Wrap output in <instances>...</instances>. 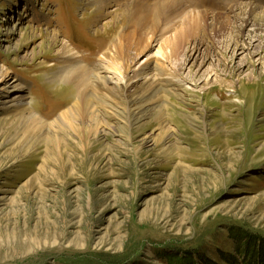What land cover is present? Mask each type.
<instances>
[{
	"label": "rangeland",
	"instance_id": "obj_1",
	"mask_svg": "<svg viewBox=\"0 0 264 264\" xmlns=\"http://www.w3.org/2000/svg\"><path fill=\"white\" fill-rule=\"evenodd\" d=\"M92 1L0 0V70L30 86L31 110H0V264H264V31L229 24L264 0H154L173 18L156 27L144 0ZM191 14L196 34L163 46ZM109 40L117 73L151 64L159 105L133 124L135 98H154L113 75L88 87L96 116L59 125L76 90L44 74L75 59L65 44L90 63Z\"/></svg>",
	"mask_w": 264,
	"mask_h": 264
},
{
	"label": "bare ground",
	"instance_id": "obj_2",
	"mask_svg": "<svg viewBox=\"0 0 264 264\" xmlns=\"http://www.w3.org/2000/svg\"><path fill=\"white\" fill-rule=\"evenodd\" d=\"M155 1L154 0H152V1L151 0H144L142 4L144 5L147 3L146 6L144 5V8H146V10L143 7H140V8L138 7L137 11L139 14L137 16H139L141 18L151 16V19L153 22L152 24L154 25V23L156 22L155 27L157 25L159 26V23L162 21L161 18H163L164 16H166L164 18H166V20H168V21L165 20L166 22H170V20H173L172 16L167 17V14H163L164 11L166 12V10L167 9L169 10V8L172 6L167 8V4H166V6H164V4H163V7L161 6V4L160 5L157 4L158 6L155 5L156 8L157 7H162V8L159 10L156 9V12H155V6L153 5V3ZM170 1H173V0H170ZM92 2L96 3L97 5H99V4L102 5L103 2H105V4H107L108 0H106V1L105 0H95ZM165 2H169V0H164V3ZM176 2H177V0L171 4H175ZM177 4H179V3H177ZM103 6H105V5L103 4L102 7ZM259 8L260 7L258 5H255L253 3H249L247 5H244V6L237 8L236 12L233 13V16H232L233 18H231L232 20L229 21V24L231 25L230 30L238 29V30H241L243 32L246 31V33L242 34L241 37L248 36V38H252V37H250L251 32L261 33L262 31H264V8H262V9H259ZM146 11H149L150 13L146 14L145 13ZM180 11L181 10H179L178 12L180 13ZM182 11H185V9ZM126 12L127 11H125V13ZM175 14H176V12H175ZM199 16H201V15H199ZM180 17H181V15H180ZM141 18H139V21ZM143 18H142V20H143ZM144 19L146 20V18H144ZM197 19H199V17L192 16V14L190 15V17L188 16L187 19H185V21L183 23H181V26L179 25L180 27L177 28L176 32L174 34H172L170 36V38H168L165 41L163 46H165V47L169 46L170 49H174V48L179 46L180 41L182 39H184L188 35L189 32L196 34L195 30L198 29V26H197V28L195 26L198 25L199 23H202V22H200L202 20H197ZM148 20H149V18H148ZM181 21H182V18H181ZM140 23H141V21H140ZM136 24H139V23H136ZM169 26H170V24H169ZM164 30H162V31H164ZM248 31H250V32H248ZM161 33H163V32H161ZM259 33L257 35H259ZM262 34H264V33H262ZM52 35H53V37L51 36V38L53 41H55L57 38L55 33ZM160 37H163V36H160ZM238 37H236L237 38L236 40H239ZM117 40H118V38H117ZM159 40L160 39H158V41ZM152 42H156V41H154L152 39ZM241 42H244V41H241ZM237 43H240V42H237ZM51 44H53V43H51ZM114 44H115L114 41H111V40H109V42L107 44L102 43L104 48L108 45V47L106 48V51H103L101 53L98 51V49L96 51H94V53H93L94 60H89L90 63L88 61H86L87 58H89L88 54L84 53V59L83 60H84L85 64H84L83 60L79 58V57H81L80 51H76V49H74V47L73 48L69 47L68 44L64 45V47H63L64 52L65 53H71L72 57L75 58L76 60L75 59L69 60L68 61L69 64H66L65 66L63 64V67H61L60 69H57V71L54 69L55 71H52V70L48 71L44 75L45 76L48 75L47 81L49 83L66 84V85H71L72 87H75V89L74 88L73 89L76 90L75 91L76 92V94H75L76 98L74 99L73 105L69 109V111L68 112L63 111L64 113L61 114V116L58 118L56 123H58L59 125H61V124L62 125L63 124L68 125L71 123V120L73 118H80V117L83 118L84 116H86L88 114L96 116L95 113H99L100 110H98V109H95V111L91 110V106L87 103L88 100H85V98H87L86 94H89L88 87L93 85L94 83H99V86H106V82L107 83L111 82V77L113 75L117 76L118 81L120 80V82L124 84L123 86L126 89V93H127L128 97H130L132 95V92L135 89L139 88L140 90H142V93L146 98L149 97L150 94L154 98L153 104H151V102H149L147 100L143 103V105H139L138 104V98H135L137 100H134L133 109L130 112V114H131L130 120L132 122H134L133 124H137L140 121L141 117L139 114H141L142 108L144 110V109L149 107V109L146 110V111H149V110L153 109L154 105L155 106L157 104L159 105L160 99L158 98V95H159L160 90H158V88H156L155 77H154V74L151 73V70L153 69V67L150 66L151 64H149V63L144 64V62H142V64L134 65L133 68L130 69V71L127 74L122 73V72L117 73V71L114 69V67L109 65V62H111V60L116 57L115 54L111 53V51H110V48L112 49ZM69 45H71V44H69ZM114 48L117 49L115 47V45H114ZM115 49H113V50H115ZM61 52H63V51H61ZM72 57L70 56V59H72ZM149 58H150V56H147L146 61H148L147 59H149ZM106 64H108V65H106ZM17 80L18 79H16V78L14 79L13 77H11V73L9 71L0 70V110H4V111L7 110L8 111V114L4 117V119L6 121L11 119L12 118L11 116L15 115V117H16V115H19V114H21L22 116L23 115L25 116L26 115V114H24L25 112L31 111L29 108V105H30L29 102L30 101L27 100L29 98L27 96V94L29 92L28 90H29L30 86L28 84L26 85L25 83L21 82V80H19L17 82ZM175 82H177V83L179 82V84H182V85H185L186 87H189L183 79H179V80L173 79L172 80L173 84H171V85H174ZM102 88H104V87H102ZM171 94H172V92H171ZM173 94H174V92H173ZM176 95H177V93H176ZM28 115L29 114H27V116ZM19 118H20V116H19ZM28 120L30 121V124L32 126L37 127L41 130L45 126V124H43L41 122V120L39 118L35 117L34 115L30 114ZM56 123L54 125H56Z\"/></svg>",
	"mask_w": 264,
	"mask_h": 264
},
{
	"label": "trees",
	"instance_id": "obj_3",
	"mask_svg": "<svg viewBox=\"0 0 264 264\" xmlns=\"http://www.w3.org/2000/svg\"><path fill=\"white\" fill-rule=\"evenodd\" d=\"M231 233L234 235L235 233H239V235H241L243 238L245 235V237H247V234L245 231H242V229L239 230H235L234 228L231 230ZM249 240V239H248ZM254 251V250H253ZM99 256H103V258L105 257L102 254H98ZM106 258V257H105ZM110 263L109 264H118V261L115 260H110L109 258H106ZM61 262L66 263V264H102L99 261H96V259L94 258H81L80 260L77 261H72V260H61ZM105 264V263H103ZM120 264V263H119Z\"/></svg>",
	"mask_w": 264,
	"mask_h": 264
}]
</instances>
